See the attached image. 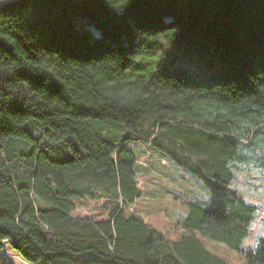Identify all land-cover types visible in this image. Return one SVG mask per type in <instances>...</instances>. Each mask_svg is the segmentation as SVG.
Listing matches in <instances>:
<instances>
[{"label":"trees","instance_id":"trees-1","mask_svg":"<svg viewBox=\"0 0 264 264\" xmlns=\"http://www.w3.org/2000/svg\"><path fill=\"white\" fill-rule=\"evenodd\" d=\"M97 30V34L94 32ZM128 141L205 182L170 237ZM264 167V0H0V264H264L260 205L233 187ZM103 200L93 215L76 210Z\"/></svg>","mask_w":264,"mask_h":264},{"label":"rangeland","instance_id":"rangeland-1","mask_svg":"<svg viewBox=\"0 0 264 264\" xmlns=\"http://www.w3.org/2000/svg\"><path fill=\"white\" fill-rule=\"evenodd\" d=\"M97 34V30L94 29ZM125 146L137 157V178L142 196L129 203L127 210L144 218L152 227L166 233L169 238L178 237L182 232L178 220L185 215L186 208L182 202L187 195H204L205 182L202 178L176 165L167 154L143 141H128ZM233 187L253 202L260 205L259 215L254 222L252 237L247 243L253 245L258 235L264 237V167L255 160L246 159L235 166ZM104 201L85 199L76 210L80 216L93 215L100 210ZM210 249L219 251L233 260V264H245L242 255L230 250L223 242L206 238ZM6 253L16 264H29L23 260L10 245Z\"/></svg>","mask_w":264,"mask_h":264}]
</instances>
